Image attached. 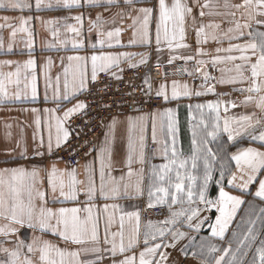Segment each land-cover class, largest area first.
<instances>
[{"label":"snow or ice","instance_id":"6c2138e0","mask_svg":"<svg viewBox=\"0 0 264 264\" xmlns=\"http://www.w3.org/2000/svg\"><path fill=\"white\" fill-rule=\"evenodd\" d=\"M97 7L110 15L108 19L102 13H97L95 19L89 17L88 32L96 34L95 42L89 45L92 55L61 57L62 72L54 80L46 71L51 60L45 63L41 70L44 102L51 99L56 108L43 109V120L39 109H31L36 115L31 145L21 129L14 147L5 149L9 158L17 153L23 159H50L58 150L69 147L72 136L79 139L81 135L73 129L72 118L79 115L88 118L86 124L94 123L89 118L87 99L80 96L92 95L99 74H108L122 83V63L133 70L149 64L151 50L104 51L125 47L120 37L128 30V46L150 47V26L154 22L157 67L162 68L160 56L167 50L168 64L182 60L186 75H198L202 82L199 88H193L187 82L173 80L170 95L169 85L161 83L153 97L151 76L146 73V87L140 89L146 99L138 101L137 92L128 91L121 94L119 101L102 104L108 115L92 129L99 127L100 136L71 148L69 160L60 158L47 167L0 168V264H179L169 249L178 250L184 257L191 251L199 264H264V0H34V4L30 0H0V9L20 12ZM206 18L210 19L205 22ZM15 19L18 25L10 22L12 17H0V52L13 53L17 34L25 33L29 59L23 63L0 60V105L23 104L37 97V64L31 51L33 32L27 25L41 17L21 15ZM71 19L76 24L66 23L65 31L76 39H58V27L49 31L61 48L70 42L72 49L79 51L85 48L81 38L83 13ZM125 21H130L127 27H123ZM44 23L54 25L58 21ZM5 29L9 30L6 51L2 35ZM189 29L194 33L195 50L185 54L184 50L192 49ZM225 41L227 47L222 46ZM209 42L218 45L214 55L204 47ZM190 63L191 69L187 67ZM209 69L220 75H212ZM217 84L233 86L232 91L244 94L243 99L239 104L219 98L189 103L187 149L181 144L176 110L140 113L138 105L153 98L169 103L209 94L228 95L217 93ZM110 87L103 85L104 89ZM65 103L72 106L64 107ZM249 105L255 111L238 117L227 115L231 108ZM114 106L120 111L113 112ZM129 106L133 112H124L123 108ZM221 108L226 114L223 117ZM61 109L62 115H58ZM11 127L5 124L6 143L13 142ZM222 134L228 143L240 138L259 147L229 154L220 140ZM213 143L215 151L210 146ZM154 159L161 162L153 163ZM61 162L63 168L58 167ZM216 171L218 178L214 176ZM210 183L218 189L215 196L210 194ZM226 186L240 194H231ZM122 200L140 203H118ZM67 204L73 206H64ZM213 210L214 221L206 215ZM148 213L163 219H145ZM205 224L210 234L197 240ZM22 228L33 232L30 240L20 238ZM49 234L55 239H46ZM214 239L222 243H214ZM184 240L187 243L181 245Z\"/></svg>","mask_w":264,"mask_h":264},{"label":"crops","instance_id":"0c3cea01","mask_svg":"<svg viewBox=\"0 0 264 264\" xmlns=\"http://www.w3.org/2000/svg\"><path fill=\"white\" fill-rule=\"evenodd\" d=\"M30 2H32L34 4V0H30ZM112 11H116V9H112ZM83 13L84 16V20H83V30H82V39L85 41V48L81 49L79 51L77 50H73L71 47V43L69 42L66 47L61 48L59 44L56 43L57 38H54L51 35V32L49 31V28L55 29V28H59L60 29V35L58 37V39L60 40H64V39H68L69 41H71L72 39H76L75 35L72 33H67L65 31V24H76V21L72 20L71 17L81 14ZM97 13H102L105 19L109 18V13L105 12V10L103 8L97 7V8H82V9H77V8H73L71 10H66V9H62V8H53V9H46V10H42L39 13H36L34 11V9L30 12L25 10L24 12H20V11H9V10H4V9H0V17L3 16H9L12 17L13 20H11V23L17 24L18 25V20H16V17H19L21 15L27 17L29 15H39L41 17V19L36 20L33 19L32 21H30V23L27 25V27L30 28V30L33 32V48H32V58L35 59L36 64H37V68H36V72H37V76H38V82H37V97L34 101L29 100L26 103H17V104H4V105H0V168H4V167H17V166H25V167H31L32 165H40L42 164L44 167L49 166V164L52 161L55 160H49L47 158L41 160L39 157H35V158H29V159H23L20 158L18 156L17 153H13L12 157L9 158L6 154L5 149L6 148H10V147H14V140L16 138H19L21 136V129H23V136L26 139V141L28 142L29 145H31L32 142V134L35 128V124H34V120L36 118V115L31 111V109L36 108L39 109V115L41 117V119L43 120L45 117V113L43 112V109L48 108V109H55L56 108V104L51 102V99L49 100V102L45 103L44 102V96H45V87H44V76L41 72L43 66L45 65V63L50 59L51 60V65L49 69H46V71H48V74L53 78V80L55 79L56 75L58 73L62 72V67H61V57H67L69 55H85V56H91L92 55V49L89 46L91 43H94L96 40V34L95 31L89 33L88 32V20L89 17L91 19H95V16ZM64 18H68V19H64ZM210 18H206L205 22H207V20ZM217 21H219V17L214 18ZM48 20H57L58 23L54 24V25H47L44 22L48 21ZM0 23H3L2 20H0ZM130 23V21H125L123 27H127V24ZM224 27H226L227 25H223ZM107 28L110 29V25L106 26ZM151 27V32H152V43L150 45V47H146V46H141V45H136V46H128L129 45V41L131 39V30H128L126 32H123L120 40L121 43L123 45H125V47H119L116 46L112 49H108L105 48L104 51H113V52H135V53H139V52H145V51H152V55L151 58L156 62L157 61V57L155 54V24L153 22V24L150 26ZM189 37H188V43H190L192 45V49L191 52L184 50L185 54H191L192 52H194L195 50V37H194V33L191 32V29H189ZM3 38H4V44H5V51L7 49V44L9 42V30L5 29L2 32ZM27 35L25 33H18L17 37L15 38L14 41V48H13V53H9V54H5L4 52H0V60H13V61H18L23 63L24 61H26L27 59H29V49L26 47V41H27ZM49 45H55L54 47H49ZM218 45H216L214 42H209L208 44L204 45L205 49L207 51H209L211 54H215L214 53V48L217 47ZM224 47H227V41L224 42V44L222 45ZM99 51V48L97 49V52ZM168 52L167 50H165L163 52V54L160 56V62L161 63H167L168 60ZM137 60L139 59V57L136 58ZM177 61H182V60H177ZM64 63H67V60L65 59ZM125 65H127V63H122L121 67L123 68ZM187 67L189 69H191L192 65L191 63L187 65ZM5 71H8L10 69L5 68ZM211 71V74L214 76H219L220 73L218 71L209 69ZM89 71H90V65H89ZM114 72L119 73V69H113ZM173 81V80H171ZM171 81H167L164 83H167L169 85L168 91H169V95L171 93ZM180 81L181 83L183 82H187L189 84L190 87L193 88H199V85L202 82V78L199 77L198 75L193 78L188 76L186 79L183 80H177ZM210 83H214V82H210ZM161 83L158 84H154L153 85V89L155 90L156 88L159 87ZM232 87L231 85H216V92L217 93H228V95L222 96V97H217L215 95L209 94L206 96H201V97H193L191 99H187V98H181L178 101H171L169 103H165L160 107L157 108L151 112H147V111H142L140 110L141 114H151L154 112H161L166 108H172L174 110L177 111V115H178V119L180 122V127H179V134H180V140H181V144L183 146L184 149H187L190 143V133L187 131V114H188V110H187V105L189 103L191 104H196V103H205L207 101H212V100H216V99H222L224 101H228V100H234L236 101L238 104L239 102L243 99L244 94H241L239 92H234L232 91ZM49 97H51V91L48 92ZM80 99L82 98V95L80 96ZM72 103H75V101H73ZM72 104L69 103H65L64 107H71ZM28 109V111H22V109ZM62 111L63 109L60 110L59 113H57L58 115H62ZM252 111H255L254 107L252 105H249L247 107L244 106H240V107H236V108H231L229 110V112L227 113V115L229 116H239L242 114H247L250 113ZM128 112V113H132ZM259 114V113H258ZM224 115H226L223 111V108H221V117H223ZM11 124V129L9 131H11L12 133V138H13V142L12 143H6L5 140L3 139L4 136V132H5V124ZM150 121H149V143H151V139H150ZM45 137H46V133H45ZM220 140L223 144V146L226 148L227 153H232V152H236L239 149L242 148H246V147H259V145L255 142L250 143L247 139H240L238 138L236 141L232 142V143H228L227 142V136L225 134H222L220 137ZM213 150H216V144L213 143L210 145ZM264 150V149H261ZM153 163H160L161 161L159 159H154L152 161ZM81 163H83V161H81ZM58 167L63 168L64 167V163L61 162L58 164ZM218 168V165L216 166ZM232 168L233 170H235V165L234 162L232 163ZM43 174V173H42ZM214 176L216 178H218L219 176V172L216 171L214 173ZM81 178H82V172H81ZM225 185H226V181H225ZM226 191H230L231 194L233 195H239L240 193L237 191H234L230 188H228L227 186L225 187ZM218 192V189L216 188V186L212 183H210V194L212 196H215ZM245 199L251 200L253 199L252 197H248L245 196ZM81 199H83V197H81ZM118 203L124 204V205H128L130 203H140L139 201H126V200H122V201H118ZM258 203V201H257ZM51 207H60L61 205H49ZM64 206H68L71 207L73 206L72 204H67ZM243 213L241 212L240 215H242ZM206 215H211L212 220L214 221L215 219V210L212 211V213L207 214ZM148 219V218H145ZM153 220H161L163 219V217H154L151 218ZM237 222L239 221V215L236 218ZM232 227H235V224H233ZM186 230V229H183ZM37 235L39 233H36ZM210 234V229L208 228L207 224H205L201 230V232L197 235V240L200 239V237L202 236H209ZM20 238L24 239L26 241L30 240L31 236L33 235V232L30 229L27 228H22L20 230ZM190 235H196L194 233H190ZM226 235H230L229 233H226ZM46 239H55L53 238L50 234L45 236ZM214 243H222L221 241H219L218 239H214L213 240ZM187 240H184L181 242V245L186 244ZM226 246V244L224 245ZM168 251H172L173 253V258L175 260H177L179 262V264H199L198 260H194L191 256V251L189 252V255L187 257H184L182 254H180V252L177 251H173L171 249H169ZM82 259H85L86 257H81Z\"/></svg>","mask_w":264,"mask_h":264},{"label":"built area","instance_id":"2783aa9c","mask_svg":"<svg viewBox=\"0 0 264 264\" xmlns=\"http://www.w3.org/2000/svg\"><path fill=\"white\" fill-rule=\"evenodd\" d=\"M161 67H157V63L150 58L149 64L147 66H140L139 68L133 70L129 69L127 65H125L123 72V82H117L114 79L110 78V75L105 73H100V80L96 87L93 89L92 95L85 97L82 95L83 99H87L89 103V118L91 122L94 123H85V120L88 118H81L79 115L75 116L71 120V125L74 130H78L80 132V137L77 139L75 135L72 136L70 140L69 147L62 148L58 150L54 156H52L49 160H59L63 158V160L70 159V149L78 148L80 144H82L85 140H95L98 136H100L101 130L99 127H96L95 131H93L94 125H99L100 119L102 117H106L108 113L101 107L104 103H111L113 99L117 101L120 100L121 94L126 93L128 91H136L137 92V100H144L146 97L143 96L140 89L145 88L146 86L143 84V77L146 73L150 74L152 81V88L154 84L164 83L171 80H183L188 77L186 73L183 71L185 67L183 61H175L173 64L161 63ZM160 72L165 73L164 75H159ZM104 84H110L111 87L104 89ZM103 92H107V95H103ZM155 95V90L153 89V97ZM125 100H128V97L124 96ZM164 104L163 99H155L149 100L147 103H141L138 105L140 110L151 112L157 108H160ZM120 109L118 107H113V112H119ZM123 111L128 113L133 111L132 107H125ZM82 155V153H81ZM79 159V156L76 157ZM158 211H164V209H159ZM154 217H162L158 215H153L152 213H148L145 218H154Z\"/></svg>","mask_w":264,"mask_h":264}]
</instances>
